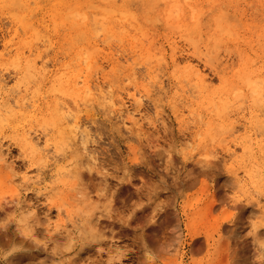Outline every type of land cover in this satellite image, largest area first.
<instances>
[{"label": "rangeland", "instance_id": "obj_1", "mask_svg": "<svg viewBox=\"0 0 264 264\" xmlns=\"http://www.w3.org/2000/svg\"><path fill=\"white\" fill-rule=\"evenodd\" d=\"M163 2L101 0L82 8L87 21L78 24L59 4L50 14L35 0L19 21L14 1L0 0V100L26 102L0 118V264H264V170L256 162L264 127L245 126L255 119L263 126L264 88L258 99L232 84L244 65L264 80V0H188L190 26L165 23ZM112 4H127L135 20L102 22ZM87 39L96 43L92 53ZM172 50L180 64L171 63ZM187 62L207 79L204 93L187 79ZM65 75L124 103L79 101L88 139L74 147L61 119L60 106H74L58 90ZM133 89L138 105L126 96ZM224 89L231 104L220 115L236 131L227 137L221 127L212 136L206 122L218 124V111L198 106ZM10 121L31 130L38 154L13 144ZM65 141L71 149L61 158ZM232 151L233 170L251 174L244 194L228 170Z\"/></svg>", "mask_w": 264, "mask_h": 264}, {"label": "bare ground", "instance_id": "obj_2", "mask_svg": "<svg viewBox=\"0 0 264 264\" xmlns=\"http://www.w3.org/2000/svg\"><path fill=\"white\" fill-rule=\"evenodd\" d=\"M14 1V5L15 7L18 8L19 11H14L13 12V16L17 19V20H23V18H25L22 14V7L25 6V2L27 0H13ZM100 1L101 0H35L36 3L39 4V6L44 9V10H47L48 13L50 14H53L55 13V8H56V5L59 4L63 9L67 10V12H72L74 14H76L75 16L73 14L72 17H77L76 19H78V24H83L85 23L87 20H86V17L84 14H82V8L84 6H87L88 4H100ZM12 6H14L12 3H11ZM104 8H102V12H104V16H102V22L105 21L104 18H109V17H112V16H115V15H119L123 21L126 20V21H129V20H132L134 21L135 20V17L134 15L132 14V10L127 6V4H121V5H117V4H112V5H108V6H103ZM175 8H178L181 10V12L177 11V9ZM194 9L193 6H192V3H188V0L184 1V0H180L179 1V4L177 6H175V3L172 4V2H168L166 0H164L163 2V9L161 11L162 15V19L165 23H186L187 26H190L192 25V22L193 23H196V19L194 18V16H192L191 14V11L190 9ZM197 8V7H196ZM189 9V11H188ZM199 9V7L197 8ZM25 10V9H24ZM29 10V9H28ZM177 11L176 12V16H172V12L173 11ZM85 11V10H84ZM69 16V14H68ZM96 20V19H95ZM115 20V19H114ZM117 20V19H116ZM121 21V20H119ZM90 22V21H89ZM109 22V21H108ZM122 22V21H121ZM120 22V23H121ZM92 24V23H91ZM89 24V25H91ZM95 24H99V21L96 20V23ZM104 24V23H103ZM128 25V23H126ZM179 24H177V27H180ZM106 25V24H105ZM120 25V24H119ZM131 25V24H129ZM75 26V25H73ZM91 26H94V25H91ZM100 26V25H99ZM101 26H103L101 24ZM106 27V26H105ZM119 27V26H118ZM97 28L96 25L94 26V28L92 29H95ZM99 28V27H98ZM79 29V28H78ZM104 29V28H103ZM91 30V29H90ZM98 30V29H97ZM102 30V27L101 29ZM103 31V30H102ZM121 31V30H120ZM119 31V32H120ZM123 31V30H122ZM121 31V32H122ZM108 32V31H107ZM105 33V32H104ZM123 33V32H122ZM94 34H95V30H94ZM81 35V34H80ZM79 35V36H80ZM83 35V34H82ZM81 35V36H82ZM119 35V34H118ZM96 39V36H93L92 38ZM98 37V40H99V35L97 36ZM110 37V35H109ZM106 38V37H105ZM83 40V39H82ZM97 40V41H98ZM98 43V42H97ZM208 43V42H207ZM141 44V43H140ZM87 49H88V52L92 53L93 51L96 50V43H94L92 41V39H87ZM137 47V46H136ZM138 48V47H137ZM214 48V47H213ZM150 49V48H149ZM4 50V49H2ZM137 50V49H136ZM6 51V49L4 50ZM32 51V49H31ZM83 51V50H82ZM157 51V50H156ZM25 52V51H24ZM97 52V51H96ZM24 55V54H23ZM30 55V53H29ZM84 55V53H83ZM31 56V55H30ZM85 56V55H84ZM88 56V55H87ZM149 56V54H148ZM196 56V54H195ZM206 56V55H204ZM159 57V56H158ZM208 57V56H206ZM205 57V58H206ZM79 58V57H78ZM77 58V59H78ZM98 58V57H96ZM18 59V58H17ZM30 59V58H29ZM152 59V57H151ZM169 59L171 60V63L172 64H178L179 62H177L178 58L175 57V52L174 50H172L171 52V55L169 57ZM209 59V58H208ZM207 59V60H208ZM148 60V59H147ZM161 60V59H160ZM193 60V59H192ZM200 58H198L197 61H199ZM78 61V60H77ZM183 60H181L182 62ZM195 61V60H194ZM246 62H248L247 60H245ZM85 62V61H84ZM180 62V63H181ZM245 62V63H246ZM94 63V62H93ZM119 63V62H118ZM179 63V64H180ZM198 63V62H197ZM38 64V62H37ZM83 64V63H82ZM112 64V62L110 63ZM31 67V69L34 68L35 66V63L31 64L30 61L28 63H26V67ZM30 65V66H29ZM113 65V64H112ZM194 65V64H193ZM252 65V64H251ZM195 66V65H194ZM192 66L191 62H187L186 64V67L185 69L187 70V73H188V80L189 82H194V87L200 92V93H204V90L209 87L207 84V79L205 77H202V75L200 74V68L199 66H197L199 69H197L196 67ZM89 68V67H88ZM26 69V68H25ZM86 69V68H85ZM84 69V70H85ZM199 70V71H198ZM86 71V70H85ZM79 72V71H78ZM202 72V71H201ZM29 73V72H28ZM132 77V76H131ZM81 79V76H77L75 78L72 79L71 76H68V75H65L64 76V80L61 82L60 84V88L58 89L60 94L62 95V97H64L65 99L71 101L70 103H74V106L71 107L69 105H66V104H63L60 106V110H61V119L63 121H65V123L67 124V134H68V141L69 143H72L73 144H77L76 142H79V144H81V141L84 140L85 137H87L88 139V133H87V130H86V133H87V136H86V133H85V129H82V123L79 122V117L77 115V112H76V108L79 107V105L81 103H83L84 106H86V104H91L99 99H101L103 102H108L111 106V108L115 107L118 103H120V107L124 106V103L122 102V100H118V103H117V100L114 99L113 97V94L112 93H109V95L107 96H103L102 95V91L100 89L99 86L97 85H92L89 83V81H87L86 79H83V80H80ZM233 82L232 84L241 89V90H247V91H250V92H253L257 94V98L258 99H263V96L261 95L262 94V90H260L261 88L259 87L260 85L263 86L264 88V80L260 79L259 75L257 74L256 71L252 70L251 69V66L248 65V67L246 65H244L242 67V69H240L238 72L235 73L234 77H233ZM130 80V79H129ZM132 80V78H131ZM188 82V83H189ZM210 83V82H209ZM193 84V83H192ZM80 86V88L76 89V86ZM192 86V85H191ZM5 87V86H4ZM3 86H0V91L3 92ZM193 87V86H192ZM191 87V88H192ZM236 88V89H237ZM262 88V89H263ZM193 89V88H192ZM191 89V90H192ZM235 90V88H232ZM134 90V89H133ZM57 91V90H56ZM55 91V93H56ZM235 91H240V90H235ZM54 92V90H53ZM10 93V92H9ZM15 93V92H14ZM18 94V93H17ZM59 94V93H58ZM255 95V94H254ZM127 98H129L133 103H135L136 105L140 104L141 102V98L142 96L140 95L139 91L138 90H134V92L132 93H127L126 94ZM125 96V97H126ZM196 96V95H195ZM234 96V95H233ZM27 97V96H26ZM43 97V96H42ZM187 97V95L185 96ZM194 96L190 95V98H192ZM10 98V97H9ZM8 98V96L6 94H2L1 95V100H0V118L1 116L4 115V113H14V110L15 108L13 107H16V109H19L21 110V108L23 107V104L26 103L24 102L22 104L21 100H10ZM44 98V97H43ZM196 98V97H195ZM231 98H232V95H231ZM12 99V98H11ZM193 99V98H192ZM256 101V99H254ZM30 101V100H29ZM56 101V100H55ZM81 102L80 104H78V102ZM233 101V100H232ZM235 101V100H234ZM233 101V102H234ZM28 102V101H27ZM59 102V101H57ZM56 102V103H57ZM178 102V100H177ZM183 102V101H182ZM229 102V93H228V90L227 89H224L222 90L219 94L217 95H213V94H210V93H206L205 96L201 97V101H200V105L198 106V108H201V109H207L208 107H211L213 109H215L216 111H218V113L216 112V115L219 119V123L218 124H214L213 121L214 119H212L211 117H209V119L207 120L206 124L209 128V130L211 131V135L214 136L218 129L219 128H225V131H226V134H227V137H230L235 131H236V127L233 126V124H226V120H225V117L220 115L223 110H224V106ZM258 104H259V101H256ZM262 102V101H261ZM60 103V102H59ZM181 103V102H180ZM62 104V103H60ZM231 103L229 102V105ZM59 106V104H56ZM56 105L54 107H56ZM187 105V104H186ZM27 106V105H26ZM179 106V105H178ZM228 106V105H227ZM76 107V108H75ZM186 107V106H185ZM259 107V106H258ZM257 107V108H258ZM28 108V106L26 107ZM30 108V107H29ZM59 109V107L57 108ZM56 109V110H57ZM49 111V110H48ZM58 111V110H57ZM227 111V110H226ZM256 111V110H255ZM254 111V112H255ZM52 112V111H51ZM259 112V111H258ZM19 113V112H18ZM49 113V112H48ZM56 113V111H55ZM54 113V114H55ZM58 113V112H57ZM60 113V112H59ZM184 113V112H183ZM190 115L193 113L192 111H189ZM53 114V113H52ZM262 114V113H260ZM6 115V114H5ZM57 115V114H56ZM54 115V116H56ZM196 116V115H195ZM258 116V115H256ZM261 116V115H260ZM262 116H264V114H262ZM28 117H31V115H28ZM34 117V115H33ZM57 117V116H56ZM128 117L133 120L134 117H133V114H129ZM197 117V116H196ZM259 117V116H258ZM52 118V117H50ZM200 118V117H199ZM2 119V118H1ZM49 119V118H48ZM56 119V118H55ZM247 119V118H246ZM3 120V119H2ZM264 120V119H263ZM59 121V120H58ZM234 121V120H233ZM255 121V122H254ZM3 122V121H2ZM55 122V121H54ZM27 123V122H26ZM59 123V122H57ZM81 123V125H80ZM263 122L260 121V120H249L246 122V125L247 127H249L250 129H255V128H260L261 127H264V124L263 126L261 125ZM12 125V130H13V135H12V142L13 144L21 151L23 152H26V154H29L31 156H35L36 154H38V151H37V148H38V145H37V142L33 140V138L30 136L29 132L25 131L24 129H22L15 121H10V123ZM131 125H135V122H132ZM204 125V124H203ZM260 125V126H259ZM199 125H197L196 127L198 128L199 130ZM84 128V127H83ZM240 129V128H239ZM238 129V130H239ZM60 132V131H59ZM257 133V132H255ZM62 134V133H61ZM259 134V132H258ZM36 136V135H35ZM64 136V135H63ZM257 136V135H256ZM38 137V136H37ZM66 136H64V139H65ZM67 138V137H66ZM37 139V138H36ZM63 139V140H64ZM86 140V139H85ZM84 140V141H85ZM56 141V140H55ZM61 141V140H60ZM59 141V142H60ZM68 141L66 143V141L64 142V145L62 144V146L60 147V150L58 152H62V156L61 158L63 157V152L68 148ZM212 141V139H211ZM1 142V141H0ZM54 142V141H53ZM61 143V142H60ZM59 143V144H60ZM85 143V142H84ZM88 143V142H87ZM221 144V142H219ZM1 144V143H0ZM77 144V145H79ZM50 146V143L48 141H45V149H49L48 148ZM81 146V145H80ZM83 146V145H82ZM85 146V145H84ZM51 147V146H50ZM71 147V146H69ZM74 147V145H73ZM52 148V147H51ZM57 148H59L57 146ZM83 148V147H81ZM40 149V148H39ZM68 149H71V148H68ZM43 150V149H42ZM229 150V148H228ZM238 150V149H236ZM46 151V150H45ZM42 152V151H41ZM48 152V151H46ZM1 153V152H0ZM258 154L257 158H256V162L257 164H259L261 166V168L264 170V145H259L257 147V152ZM47 154V153H46ZM59 154V153H58ZM47 156V155H46ZM206 157V154L204 155ZM209 156V155H208ZM230 156V163L228 164V170H229V173L234 181V183L237 185V187L239 188V191L240 193L244 194V188L246 186V180L247 179H251V174L246 171V170H243L242 172V176H240V174L238 173V170H233V165L237 159V157L234 155V151L230 152V154L228 155ZM3 157V155H2ZM70 157V156H69ZM57 158V157H56ZM54 158V159H56ZM207 158V157H206ZM205 158V159H206ZM67 159V158H66ZM5 160V159H4ZM4 160L1 159V154H0V161H3ZM60 160V158H59ZM70 160V159H69ZM68 160V161H69ZM55 161V160H54ZM53 161V162H54ZM57 161V160H56ZM67 161V160H66ZM55 163V162H54ZM66 163V162H65ZM4 164V163H3ZM53 164V163H52ZM65 165V164H64ZM7 167V166H6ZM68 167V166H67ZM73 167V166H72ZM5 168V167H4ZM8 168V167H7ZM6 168V169H7ZM10 168V167H9ZM8 168V169H9ZM65 169V168H64ZM70 169V168H69ZM63 171V170H62ZM56 172V171H55ZM75 172V171H74ZM257 172V171H256ZM57 173V172H56ZM69 173V172H68ZM76 173V172H75ZM65 174V173H64ZM63 174V175H64ZM67 175V174H65ZM69 175V174H68ZM73 176V174H72ZM79 176V175H78ZM78 176L76 178H78ZM61 177V176H60ZM59 177V178H60ZM63 177V176H62ZM61 177V178H62ZM69 177V176H68ZM60 178V179H61ZM65 178V177H64ZM73 178V177H72ZM25 179V178H24ZM59 180V179H58ZM61 181V180H60ZM60 183V182H59ZM87 200V199H86ZM89 200V198H88ZM85 201V200H83ZM82 201V202H83ZM92 201V200H91ZM80 202V203H82ZM258 202V201H257ZM89 203V202H88ZM92 219V217H91ZM90 221V220H89ZM27 225V224H26ZM25 225V227H26ZM29 225V224H28ZM28 228V227H27ZM29 229V228H28ZM258 231V230H257ZM260 231V230H259ZM25 232V231H24ZM258 233V232H257ZM260 234V233H258ZM256 235V233H255ZM264 237V235H263ZM17 241V240H16ZM23 241V240H21ZM26 242V241H25ZM18 243H22V242H17ZM30 243V242H29ZM25 244V243H24ZM27 246V245H26ZM30 246V245H29ZM28 247V246H27ZM36 247V246H35ZM31 248V246H30ZM37 248V247H36ZM32 249V248H31ZM34 250V249H33ZM23 257V256H22ZM27 258V256H25ZM25 258V259H26ZM22 259V258H21ZM18 260V261H23V260ZM21 264V262H19ZM23 263V262H22ZM26 264L30 263L29 261L28 262H25ZM32 263V262H31ZM18 264V262H17Z\"/></svg>", "mask_w": 264, "mask_h": 264}]
</instances>
